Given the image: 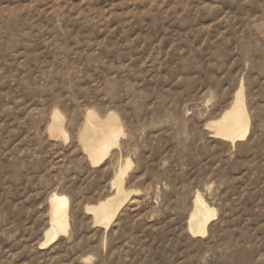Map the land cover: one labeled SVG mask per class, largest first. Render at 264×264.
Returning <instances> with one entry per match:
<instances>
[{
  "label": "rangeland",
  "instance_id": "1",
  "mask_svg": "<svg viewBox=\"0 0 264 264\" xmlns=\"http://www.w3.org/2000/svg\"><path fill=\"white\" fill-rule=\"evenodd\" d=\"M239 89L232 145L207 125ZM91 111L122 130L97 166ZM127 159L104 231L88 209ZM53 194L69 229L41 248ZM197 195L216 213L204 238ZM0 264H264V0H0Z\"/></svg>",
  "mask_w": 264,
  "mask_h": 264
},
{
  "label": "bare ground",
  "instance_id": "2",
  "mask_svg": "<svg viewBox=\"0 0 264 264\" xmlns=\"http://www.w3.org/2000/svg\"><path fill=\"white\" fill-rule=\"evenodd\" d=\"M61 117L58 113L53 114L49 132L52 139L60 135L67 139V134L62 129ZM207 128L213 133V137L232 145L246 139L249 133V118L241 89L235 94L230 109L219 120L208 124ZM121 132L118 118L114 114L101 120L93 111L88 112L86 124L81 133V143L82 151L92 166H97L106 159L110 150L117 145ZM130 165L131 163L127 159L125 164L121 165L114 174L110 183L114 194L88 209L93 213L94 224L103 228L104 231L110 228L117 213L130 195V193L124 192L122 186ZM215 216V211L208 208L202 198L197 195L194 211L188 224L189 234L193 238H204L207 235V227L215 219ZM68 229V201L65 197L53 194L49 199V228L45 233L41 248L53 244L60 236L67 234Z\"/></svg>",
  "mask_w": 264,
  "mask_h": 264
}]
</instances>
